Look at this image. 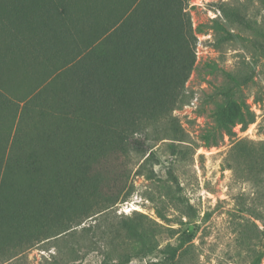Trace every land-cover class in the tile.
<instances>
[{"label":"rangeland","instance_id":"374dc122","mask_svg":"<svg viewBox=\"0 0 264 264\" xmlns=\"http://www.w3.org/2000/svg\"><path fill=\"white\" fill-rule=\"evenodd\" d=\"M103 261L264 264V0H0V264Z\"/></svg>","mask_w":264,"mask_h":264},{"label":"trees","instance_id":"16d2710c","mask_svg":"<svg viewBox=\"0 0 264 264\" xmlns=\"http://www.w3.org/2000/svg\"><path fill=\"white\" fill-rule=\"evenodd\" d=\"M117 32V28L115 29V34ZM100 43V42H99ZM94 51V50H93ZM145 50H141L138 52V55L146 56ZM128 54V53H127ZM115 56H117L115 54ZM112 64V59L110 60ZM79 64V63H78ZM125 64L121 60H116L115 57V68L113 69L111 66L106 67V69L101 70L99 68H92L89 73L84 74L79 80L76 81L75 86L76 93L73 94L76 104L80 109V112L83 113H90L92 111L88 110L90 107V103L94 104L97 100L100 99V103H102L103 111L101 110L103 115L102 119L107 118L109 114L114 113V110L111 106L115 105V118L125 117V115L133 114L137 110L132 107H122L125 109H121L120 105L129 104L130 98L133 101L140 100L143 98V89L145 82L136 78V73L132 68L126 69L124 68ZM68 70H64L63 72L59 73V77L64 76ZM78 82V83H77ZM97 103V102H96ZM108 104L110 107L104 109L103 104ZM100 112V111H98ZM108 114H106V113ZM115 133L123 139L125 136V132L119 131L115 129ZM43 144L39 146L43 147ZM46 152H41L42 157L43 155L47 154ZM33 153H36L35 151ZM46 156V155H45ZM38 158V157H36ZM38 160V159H37ZM42 161V160H41ZM176 252L177 248H173L170 250V259L172 263H174L176 259ZM102 264H115V262H107L103 261ZM120 264V263H116Z\"/></svg>","mask_w":264,"mask_h":264}]
</instances>
